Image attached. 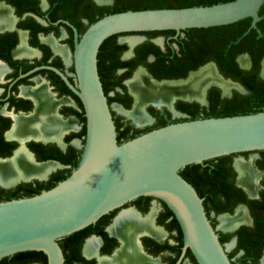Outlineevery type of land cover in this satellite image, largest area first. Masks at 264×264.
<instances>
[{
	"label": "flooded vegetation",
	"instance_id": "obj_1",
	"mask_svg": "<svg viewBox=\"0 0 264 264\" xmlns=\"http://www.w3.org/2000/svg\"><path fill=\"white\" fill-rule=\"evenodd\" d=\"M119 2L0 0V8L10 14L9 19L0 20V165L11 164L23 152L34 165L53 166L47 177L19 178L14 184L0 181V202L48 191L77 168L86 141L87 118L74 91L78 90L76 40L97 20L115 14ZM259 16L261 23L264 5ZM244 20L250 25L246 32L245 24L234 23L179 32L124 33L105 40L97 66L117 133L125 131L128 139L170 124L247 115L240 105L251 99L250 83L264 81V41L257 42L253 37L255 32L263 37L258 23L252 28V19ZM241 33H245L243 37ZM208 66L218 82L204 85L198 98L186 89L191 77L199 76ZM137 73L153 86L176 89L164 102L152 99L143 103V124L126 115L136 105L129 83ZM220 83L231 87L227 89ZM39 96L48 101L42 116L49 127L22 128V122L38 116ZM237 159L251 162L253 188L239 183ZM222 164L232 171V180L224 182L226 191L207 202L208 217L234 264H242L247 253L245 243L253 245V260L249 262L263 264L264 153L232 155ZM240 208L246 221L236 225L239 227L233 232L221 228L220 219L235 217ZM128 216L134 218L135 225L124 220ZM125 226L131 229L130 246L138 257L133 264H197L190 249L184 253L183 234L172 211L151 197L128 202L61 239L65 264H115L123 251ZM0 264L40 263L27 257Z\"/></svg>",
	"mask_w": 264,
	"mask_h": 264
},
{
	"label": "water",
	"instance_id": "obj_2",
	"mask_svg": "<svg viewBox=\"0 0 264 264\" xmlns=\"http://www.w3.org/2000/svg\"><path fill=\"white\" fill-rule=\"evenodd\" d=\"M263 5L264 0H234L182 9L129 10L90 25L76 40L74 51L78 81L74 91L87 118L80 161L52 189L0 202V261L19 253L41 252L47 264H65L61 239L128 202L151 197L172 211L183 234L184 253L190 249L197 264H234L203 199L180 171L225 156L264 152V111L170 124L119 144L97 56L105 40L124 33L206 29L247 18L257 28Z\"/></svg>",
	"mask_w": 264,
	"mask_h": 264
},
{
	"label": "bare ground",
	"instance_id": "obj_3",
	"mask_svg": "<svg viewBox=\"0 0 264 264\" xmlns=\"http://www.w3.org/2000/svg\"><path fill=\"white\" fill-rule=\"evenodd\" d=\"M10 14L7 10L4 8H0V20H7L9 19ZM135 43V42H134ZM194 75L189 80L190 84L189 87L186 90H190L192 93L195 94L198 98L200 97V89L207 84H210L212 82H218L217 76L214 73V70L208 66L204 71L200 72L199 76ZM222 87L230 88L231 86L228 84L220 83ZM129 87L131 92L135 95L136 98V105L134 107V110L130 113H126L127 116L132 118L135 122L139 124H143L146 122L145 118L143 117L142 113V105L146 100H156L160 102H164V99H169L173 94H175V90L172 86L170 88L162 87L158 88L156 86H153L149 84L145 78L144 75L141 73H137L134 80L129 83ZM181 88L180 91H183ZM40 97V96H39ZM40 104L41 107L39 108V114L37 117H35L30 122L21 123V127H31V128H39L44 127L48 128L49 124L45 120L44 115L42 116V111H44V108L47 106V102L45 98L40 97ZM46 103V106H45ZM250 164V165H249ZM249 164H246V162H243L242 159H237L235 161V167L237 171L239 172V183L243 186H246L248 188H253V183L255 180L254 173L251 170V162ZM53 169L52 165H34L23 152H19L15 159L11 162V164H2L0 165V181H3L5 183L11 182L13 180H19V178H31V177H38L43 178L45 177L51 170ZM34 179V178H33ZM250 192V191H249ZM127 222H129L131 225H135V221L133 217H125ZM246 221V215L243 209H238L236 212L235 217H222L220 219V227L223 229H232L236 225H238L240 222ZM122 233L125 237V243L123 247V251L121 256L117 259L115 264H133L137 261L138 257L135 252V250L130 246V237H131V229L129 226H125L122 228ZM264 262V258H263Z\"/></svg>",
	"mask_w": 264,
	"mask_h": 264
},
{
	"label": "trees",
	"instance_id": "obj_4",
	"mask_svg": "<svg viewBox=\"0 0 264 264\" xmlns=\"http://www.w3.org/2000/svg\"><path fill=\"white\" fill-rule=\"evenodd\" d=\"M119 4L115 8V13L125 12V11H138V10H153V9H182V8H191L198 6H212L216 4H223L231 2L234 0H119ZM246 20L237 22L234 25L245 24ZM264 22V21H263ZM258 23L259 29H261L263 37H260V33L255 32L253 36L256 41H264V23ZM263 23V24H262ZM250 24V23H249ZM250 25H244V32L249 29ZM245 33H241L239 36H244ZM249 34V33H248ZM259 36V38H258ZM239 38V37H237ZM236 39V38H235ZM257 51V50H256ZM249 87L252 90L251 99L249 101L240 105V109H243L242 112H247L248 114H255L264 111V81L257 83L251 82ZM250 102V103H249ZM251 104V105H249ZM220 118V117H219ZM132 138L127 139V133L125 131L119 132L117 140L119 144L127 142ZM264 153V152H263ZM231 156H225L222 158L205 161L201 165H192L187 166L186 168L180 171V175L188 181L196 189L198 195L204 199V208L209 216V210L207 209V202L214 200V198L226 191V186L224 182L228 179L232 180V171L224 169L223 162L228 160ZM71 236H68V238ZM228 237V236H227ZM244 247L246 248V255L242 258V264H249L254 254L253 245L245 243ZM27 257H33L34 261H38L40 264H47V257L41 252H24L19 253L14 256L2 259L0 263L15 260H23ZM251 264V263H250Z\"/></svg>",
	"mask_w": 264,
	"mask_h": 264
}]
</instances>
